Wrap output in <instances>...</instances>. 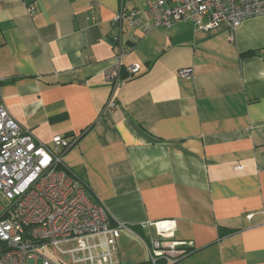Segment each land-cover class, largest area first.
Wrapping results in <instances>:
<instances>
[{"label":"crops","instance_id":"crops-1","mask_svg":"<svg viewBox=\"0 0 264 264\" xmlns=\"http://www.w3.org/2000/svg\"><path fill=\"white\" fill-rule=\"evenodd\" d=\"M146 4L0 0L3 103L45 145L77 139L65 165L110 226L130 229L120 264L149 263L157 240L182 244L163 247L160 264H264V15L233 39L226 23L145 35ZM132 11L141 28L124 22V82L114 90L104 78L118 51L114 19ZM133 65L141 72L131 77ZM169 221L176 229L164 240L150 225Z\"/></svg>","mask_w":264,"mask_h":264},{"label":"built area","instance_id":"built-area-1","mask_svg":"<svg viewBox=\"0 0 264 264\" xmlns=\"http://www.w3.org/2000/svg\"><path fill=\"white\" fill-rule=\"evenodd\" d=\"M146 11L152 26L143 29L145 35L178 22L192 23L203 31L226 23L233 39L244 21L264 15V0H147ZM36 12L34 2L27 6L30 16ZM139 15V11L120 12L114 19L119 35L113 40L118 51L104 73L114 90L124 82V22L141 28ZM126 70L133 77L140 74L141 67ZM192 74V69L179 71L184 79ZM115 108L112 95L106 110ZM76 142L61 136L53 139L52 146L38 141L11 117L0 91V264H37L39 259L42 264H59L55 255L71 264H120L118 240L130 229L121 223L110 226L108 212L88 198L65 165V155ZM150 226L164 240H170L176 229L174 221ZM181 245L154 241L150 261L155 264L164 255L163 247L174 250Z\"/></svg>","mask_w":264,"mask_h":264},{"label":"rangeland","instance_id":"rangeland-1","mask_svg":"<svg viewBox=\"0 0 264 264\" xmlns=\"http://www.w3.org/2000/svg\"><path fill=\"white\" fill-rule=\"evenodd\" d=\"M50 255V253H47ZM53 256V255H52ZM53 258L59 263V264H71L67 258L60 257L58 255L53 256ZM37 264H42V260L39 259Z\"/></svg>","mask_w":264,"mask_h":264},{"label":"trees","instance_id":"trees-1","mask_svg":"<svg viewBox=\"0 0 264 264\" xmlns=\"http://www.w3.org/2000/svg\"><path fill=\"white\" fill-rule=\"evenodd\" d=\"M254 54H255L254 52H248V53L245 54V56H246V57H248V56H253ZM185 253H186V252H185ZM185 253H183V254H185ZM144 264H154V263H152V261H149V263H144ZM155 264H160V262H159L158 259H157V261H156Z\"/></svg>","mask_w":264,"mask_h":264}]
</instances>
